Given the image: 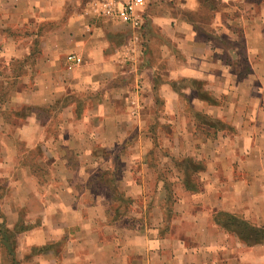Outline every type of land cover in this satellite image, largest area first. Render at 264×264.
<instances>
[{
    "label": "crops",
    "instance_id": "crops-1",
    "mask_svg": "<svg viewBox=\"0 0 264 264\" xmlns=\"http://www.w3.org/2000/svg\"><path fill=\"white\" fill-rule=\"evenodd\" d=\"M152 1L145 0L140 8L144 28L136 42L129 24L100 14L102 0L76 9L68 23L50 33L44 48L50 52L38 59L32 85L17 88L10 99L18 108L50 106L52 114L42 119L30 111L10 122L0 115V125L8 126L7 132L0 130V178H9L10 185L9 204L6 200L2 209L8 221L16 223L18 213L11 209L26 205L40 225L22 233L30 242L36 237L48 245L25 264H264V244L247 246L212 224L210 214L212 207L243 212L245 219L264 225V193H257L264 192V0H244L245 13L232 10L241 0H218L220 9L213 12V29L224 31L229 42L242 32L243 57L250 67L242 76L232 73L212 42V12L203 0H164L175 6L169 8H155ZM208 13L211 20L203 27L187 17ZM58 14L53 0H0V26L57 19ZM124 24L129 29L125 37L118 32ZM109 42L116 45L114 50L108 51ZM30 45L26 50L0 39V77L8 61L27 57ZM229 53L238 59L236 49ZM68 54L80 57V63L68 62ZM183 79L201 81L215 96H230V102L219 107L206 103L205 109L226 116L234 133L202 140L208 158L202 185L197 193L179 187L166 228L163 212L146 214L157 205L145 194V176L154 173L149 167L152 134L146 128L155 111H162L164 123H175L171 115L181 109L183 91L174 86ZM77 94L92 96L80 115L75 113ZM55 114L58 131L48 136ZM133 131L137 134L131 136ZM183 132L168 138L176 153L185 149L183 143L194 145V127ZM15 139L29 149L50 146V172L41 177L22 163ZM134 139L141 143L124 153L129 164L119 183L126 195L143 198L136 211L132 208L140 224L116 226L108 222L105 194L88 184L102 159L94 149L126 146ZM216 144L218 150L212 152ZM250 195L254 202H246Z\"/></svg>",
    "mask_w": 264,
    "mask_h": 264
},
{
    "label": "rangeland",
    "instance_id": "rangeland-1",
    "mask_svg": "<svg viewBox=\"0 0 264 264\" xmlns=\"http://www.w3.org/2000/svg\"><path fill=\"white\" fill-rule=\"evenodd\" d=\"M88 1L90 2L92 0H53V5H56L57 9L59 8V12H60V14L54 16L57 19L36 21V23H28V24H24L23 26H19L14 23H8V22H6V24H3V23L1 24L2 26H0V30H3V32L0 33V39L6 37V39H9L10 41L14 43H19V45H22L23 48L26 50H27V47L31 44L30 50L28 51L30 54L28 55V52L25 51L24 55L26 54L27 56L26 58H23L22 60H19V61H14V60L8 61V63H6L5 65L6 69L3 73V76L0 77V110H1L0 115L4 111L7 116L5 117L7 121L10 122L14 119H17L15 117V113H16L15 111L20 110V107L18 108V107H14L10 105V99L12 97L11 95L13 91L21 87L22 85H26V86L32 85L33 78L36 75V72H38L37 71L38 59L40 60L42 57L44 58L45 55L47 54V50L50 52V47H48L46 51L44 50L47 44V40L50 39V33L55 31L54 29L56 27H61L62 25L68 23L69 19L74 17L73 16L74 11H77L76 9H81L82 7H84ZM103 1L105 0H102V3ZM160 1L161 2H159V0L152 1L155 3L154 5L155 8H162V7L169 8L171 6H174V5H171L172 2H170L168 6V4L164 0H160ZM209 1L212 2V11H216V10L218 11V9H220V3L218 0H209ZM253 1L256 2L257 0H253ZM232 10H235V12L237 13H241V12L245 13V11L247 10L246 1L241 0L237 2L235 7ZM100 14L106 16L107 20L109 21H113V22L120 21L114 18L113 16H110V15L107 16L101 13V11H100ZM187 17H188V20L193 19L195 22H197L196 24H198V26L200 27L208 25L211 20L209 13L208 15H205V17H201V18L196 17L194 15H187ZM109 18H113V19H109ZM141 18H142V23L139 28L129 27L130 29L134 30L133 38H132L133 42H136L137 40H139L138 36H140L141 33L143 32L144 15L143 17L141 16ZM213 23H214V20H213V12H212V42L215 44V46L221 49L220 57H223L226 60L227 65H228L227 59H229L231 62L237 61L239 58L235 59V58L229 57L231 56L229 52L235 49V47L233 48L232 45L234 44V46H237V43L239 44L240 42L239 40L242 39V45H241L240 51H241V57L244 61L245 58L243 57L244 53L242 51L243 45H244V37L242 35V32L241 34L240 32L239 34H237L236 40L234 39L235 42L233 41L230 42L232 43V45H230L229 43L225 42V39L227 38L226 33L222 30H219V31L214 30ZM126 24H124L122 28L118 29L119 34L121 36L124 35V37L126 34L129 33L128 25ZM234 28H236V26H234ZM135 36L137 38L134 39ZM107 47H108V51H111L116 48V45L114 43L109 42ZM233 54L235 55V53ZM236 56L238 55L236 54ZM41 61L39 62V66L41 65V67H39L40 70L42 68V65H44ZM243 61L239 62L238 65L235 66V70L237 69L244 70L245 67H248V71H249L250 67L247 65V63H245L246 60L245 62ZM237 73L238 75L242 76L238 71ZM193 81L194 79H183L182 81H180L178 84H175L174 86V87H177L178 91L180 92L183 91L182 97L180 98L182 101L181 109H179L173 116L171 115V118L172 117L175 118V123L173 124H171L170 122L164 123L162 121L163 119L162 111L161 112L155 111L150 115V121H149L150 125H148L149 127H147L146 130L149 132V134H152V139L150 140V146H152L150 147L152 148L151 153H150V158L152 161L150 163L155 166L154 168L155 171L153 170L154 173L152 172V174H148L145 176L144 181H146V186H147L146 187L147 191H145V194L146 196L151 195L152 197L151 202H155L157 203V205H155V208L153 209L150 208L149 211L147 210L146 214L148 216L155 215L156 213L158 215L160 212H165L164 210H166V206L168 205V201H166L164 198V190H159V189L155 190L156 188H159V185L161 184L160 182L156 180L155 172L158 170H163V169H168V168L172 169L173 170L172 173L174 175L167 173V178L173 182H177L175 186H173V190H179L180 179L182 177V174L180 173L177 174L176 170L173 169V165L175 163L173 159L175 157L185 158L187 156V157H191L192 159H194L193 162H196L199 164V166L197 167L198 170L203 168L202 171L198 172L195 175V177L200 181L201 174L202 172L206 170V166L208 163L207 162L208 158L202 152L203 147H205L206 145L205 142H202V140H205V139L213 140L214 139L212 138V129L209 128V126H207L205 122L207 124H212V117L227 121V119L225 118L226 116L218 114L217 110L214 108H212V113L211 112L208 113L205 109V106L208 104V105H211L212 107L213 106L219 107L220 105L224 104V102H230V96L228 95H224V97L215 96L213 93L211 94L209 91L204 89L203 84L202 86H200L199 80H196L197 82L199 81L198 83H194ZM74 98H75L74 102L76 105L75 113L80 115L83 112L84 106L88 103V100H90L92 96H83V95L77 94L74 96ZM212 100H213V103L215 102V104H212ZM3 108H6V109H3ZM195 112L200 113L199 116L196 115ZM47 114H49L48 110L44 111L43 117L45 118L46 117L45 115ZM201 114H204L205 116H209V117L205 118L204 115H201ZM160 116H161V122L158 121V118H160ZM165 118H169L167 117V114L165 115ZM57 119H58L57 115L55 114V119L51 123V125H50V122L48 123V126H47L48 136L50 134H54L55 131H58V127H57L58 120ZM201 119L204 121V123L201 122ZM182 121L186 122L184 126H183L184 123L183 124L181 123ZM193 122H196V123H193ZM194 124L196 125L202 124L205 127H207L204 130L203 129L202 130L204 133H210V135L205 136L202 134H196L194 136V145L191 146V145H188V144L186 145L183 143V147H185V149L183 148V150H180L179 153H176V150L173 151L174 146L172 144H169L168 138H170L172 135L178 132L179 133L183 132L184 129L188 131V126L190 127V125H192L193 127H196ZM5 125L7 124L0 125V130L3 133L8 131L7 129L8 126H5ZM233 133H234L233 126L232 128L226 127L225 131L219 132L217 136L219 134L232 135ZM134 134H137V131H133L131 133V136H133ZM14 141L16 143V147L18 150L17 156L22 163L29 164L32 167V169L36 170L38 174H40L41 177H44V172L45 173L47 171L50 172V167L53 166L52 161L50 160V155H49L50 153L48 152L50 150V146L49 148H47L46 145L43 144L44 146L34 147V148L29 149L30 147L26 146L23 141H18L17 139H15ZM140 143L141 142L138 143L136 142V139H134L133 142H131L130 144H126V146L124 145V148L122 149V151H120L121 153H119V160H118L121 165V170L124 169V167H126V165L129 164L128 161L127 163L125 161V158L127 156H124V153L127 154V152L130 151V149L128 148L132 146L138 149ZM218 147H219L218 144H216L215 146H212L211 147L212 152L215 150H218ZM115 151H116V148L113 146H110V147L104 146V147L97 148L98 156L102 157V159L98 158L99 162L96 167L105 168V166L107 167L114 166L116 163L115 162L116 160H113V156L111 154H113L112 152H115ZM105 155L109 156V159H107L106 161H105V158H103V156ZM121 155L123 156L120 158ZM73 165L75 164L73 163ZM184 165H185V162H184ZM176 175L178 177L177 179H176ZM240 175L243 176L242 173ZM104 176H106V174ZM8 179L9 178H6V177L0 178V219L2 220L3 225L7 227L8 229H12L14 228V225L17 223L19 224V226H21L23 231H26L28 229L30 230L32 229V227H35V228L36 226L38 227L40 225V218L36 214L30 212V210L28 209L26 205L20 204V206L16 208L13 207V211L11 209V212H14V210L17 211L18 218H17V215H16V218L18 219V221L16 223L12 221L11 222L8 221L6 213H5L6 211L2 209L5 207L4 203L6 200H7L6 203L9 204L10 185L8 184ZM108 184L110 187H113V186L120 187L121 186L122 188V185L120 183L119 185L115 182L113 183L111 182ZM200 184L202 185L201 181H200ZM93 188L95 192L102 191L104 193L103 191L104 187L96 185ZM257 193L263 194L264 192L263 191L260 192L258 190ZM134 200L136 202H134L135 204L134 203L132 204L131 208H133V210L135 209L137 210L138 204L139 205L142 204L144 200L143 198H141V196ZM246 200H247L246 202H254L252 200L251 195H250V198H247ZM260 200H261L260 202H264V199H260ZM134 206H135V209H134ZM156 207L159 208V212L157 211ZM9 210H10V207H9ZM218 211L220 210L214 209L213 207L212 209H210L212 224H215L213 221L214 217L212 214ZM130 212L131 213L126 212L125 214H123V219L128 218L130 216L132 218V209ZM231 213L241 215L242 217L246 218L243 212H231ZM133 218L134 220H136V224L134 226L136 227L137 225L140 224V218L139 217H133ZM247 220H249V222H252L255 225H262L261 223H258L256 220L255 221L251 219H247ZM218 228L220 230L225 231L223 228L219 226ZM232 237H235L234 234L232 235ZM47 249H48V245L47 243L45 244L43 243V239H39L35 237L34 241L30 242L28 241V236H26L25 233H22V231L18 232L16 235V245L14 247V251L16 254V258L19 260L21 264H25L26 262L32 260V258L36 255V253L41 254L43 251H46ZM4 252H5L4 248H2L0 244V264H7L6 259L4 258V255H3Z\"/></svg>",
    "mask_w": 264,
    "mask_h": 264
},
{
    "label": "trees",
    "instance_id": "trees-1",
    "mask_svg": "<svg viewBox=\"0 0 264 264\" xmlns=\"http://www.w3.org/2000/svg\"><path fill=\"white\" fill-rule=\"evenodd\" d=\"M204 6L208 7V9L211 12L212 11V2L209 0H203L202 2ZM217 11V10H216ZM208 15V14H207ZM199 18L205 17V15H199ZM239 44L237 43V46L232 45L228 40L225 39L226 43H229L230 45L235 47L237 50V55H238V60L237 61H230L227 59V63L230 66L232 73H237V71L243 75L247 73L248 67H245L244 70H235V66L238 65L239 62H242L243 59L241 58V45H242V39L239 40ZM19 61V60H16ZM245 62V60L243 61ZM246 63V62H245ZM194 83H198L196 80L193 81ZM200 86H202V82L200 81ZM212 104L213 103L212 100ZM49 114L45 115L46 117L50 116L51 109L50 106L48 107H20L19 111H15V117H25L28 115L30 111L36 113L38 117H43V112L47 111ZM50 110V111H49ZM196 113V112H195ZM200 113H196V115L199 116ZM1 115L5 118L7 117L5 112L3 111ZM204 115V114H201ZM45 117V118H46ZM205 118H208L209 116H205ZM44 118V119H45ZM201 122L204 123V121L201 119ZM200 122V123H201ZM196 123V122H193ZM209 128L212 129V138H216L217 134L219 132L225 131V128H232L231 124L228 123V121L221 120L219 118H213L212 117V124H207ZM194 127V135L196 134H202L205 136H209L210 133H204L203 130L207 127H205L202 124L196 125ZM203 129V130H202ZM199 132V133H198ZM56 131L54 132V134ZM209 138V137H208ZM125 144H122L118 147H116V151L112 152L111 154L113 156V160H116L114 166L107 167H95L93 169V173L91 174L88 184L89 186L92 185V188L95 187L96 185L104 187V194H105V204H106V216L108 218V222L112 223V225L116 226H125V227H134L136 224V220L131 216L128 218L123 219V214L131 213V206L134 202H136L132 197L126 195L124 190L120 187L113 186L110 187L108 183H117L119 185V181L122 177V170H121V165L119 163V153L122 151L124 148ZM98 146L97 148H99ZM97 148H95V152L97 153ZM105 150V149H104ZM110 153V152H109ZM151 153V151H150ZM105 159L107 156H103ZM175 161L173 165V169L176 170L177 174H182V177L180 179V187H182L185 191L189 193H197L201 187L200 181L195 177V175L202 171V169L198 170L199 164L196 162H193L194 159L191 157H175L173 159ZM152 160L150 159V162ZM185 162V165H184ZM187 164V165H186ZM149 167L152 169L155 168V166L151 163H149ZM155 171V170H154ZM172 169H163V170H158L155 172L156 174V180L161 183L162 190H164V198L166 201H168V205L166 206L165 212H163V218H164V226L167 228L169 226V219L171 217L172 211H173V203L177 201L179 197V191L178 190H173V186L177 182H173L167 178V173L174 175L172 173ZM106 174V176H104ZM176 175V179H177ZM117 182H116V181ZM95 185V186H94ZM156 187V186H155ZM94 189V188H93ZM156 188L155 190H157ZM155 192V191H154ZM170 201V202H169ZM123 202V203H121ZM124 208V209H123ZM130 210V211H129ZM169 212V213H168ZM213 215V221L216 225L219 227L223 228L227 233L234 234V236L239 239L241 242L246 244L247 246H253L256 244H264V226L263 225H255L252 222H249L247 219L242 217L241 215H237L231 212L227 211H218L214 212ZM124 221V222H123ZM23 231L21 226L19 224H15L14 228L8 229L3 225V223H0V244L1 247L4 248V258L6 259L7 264H20L19 260L16 258V254L14 251V247L16 245V235L19 231Z\"/></svg>",
    "mask_w": 264,
    "mask_h": 264
},
{
    "label": "built area",
    "instance_id": "built-area-1",
    "mask_svg": "<svg viewBox=\"0 0 264 264\" xmlns=\"http://www.w3.org/2000/svg\"><path fill=\"white\" fill-rule=\"evenodd\" d=\"M115 0H105L101 5V13L110 15L129 24L133 28H139L142 23L140 8L144 5L145 0H123L119 6H115ZM137 38L136 36L134 39ZM68 62L80 63V57L74 54L66 56Z\"/></svg>",
    "mask_w": 264,
    "mask_h": 264
}]
</instances>
